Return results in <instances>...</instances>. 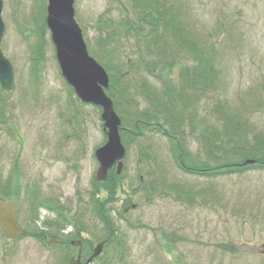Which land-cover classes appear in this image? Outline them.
I'll return each instance as SVG.
<instances>
[{
  "label": "rangeland",
  "instance_id": "obj_1",
  "mask_svg": "<svg viewBox=\"0 0 264 264\" xmlns=\"http://www.w3.org/2000/svg\"><path fill=\"white\" fill-rule=\"evenodd\" d=\"M158 1L174 12L175 30L161 26L153 38L147 26L137 37L126 34L122 21L134 18L129 0H74L89 55L124 72L123 115L113 102L123 169L100 185L94 152L107 141L101 108L80 102L62 77L46 0H2L0 50L14 85L0 86V198L17 203L25 231L10 243L0 232V264H59L41 237L55 234L62 217L69 258L77 254L71 241L86 239L82 261L106 243L91 264H264V0ZM160 60L175 65L157 73ZM203 66L214 67L215 89L197 99L177 91L185 105L173 108L191 120L180 128L185 163L209 169L194 174L179 168L160 133L136 136L132 119L148 107L142 98L180 88L186 68ZM235 123L245 129L229 135ZM247 161L253 165L239 167ZM43 200L62 214L38 206Z\"/></svg>",
  "mask_w": 264,
  "mask_h": 264
},
{
  "label": "water",
  "instance_id": "obj_2",
  "mask_svg": "<svg viewBox=\"0 0 264 264\" xmlns=\"http://www.w3.org/2000/svg\"><path fill=\"white\" fill-rule=\"evenodd\" d=\"M74 0H47L46 26L50 32L52 43L56 51V59L67 84L85 104H93L102 109L101 119L103 131L107 136L106 143L95 150L94 156L99 166L96 171V181L104 182L109 171L115 167L116 174L120 175L123 169L125 149L119 136L121 121L116 115L113 103L104 92L108 88L109 79L105 70L90 58L82 33L74 20ZM2 0H0V42L4 34V24L1 20ZM14 85L13 67L0 51V86L4 91H10ZM252 164L253 161H247ZM16 204L10 200H0V229L6 239H13L21 235L16 224ZM54 240L48 242L53 247ZM80 241L72 242L78 246ZM104 243L95 246L91 256L80 262V256L71 258L68 264H90L98 257Z\"/></svg>",
  "mask_w": 264,
  "mask_h": 264
},
{
  "label": "trees",
  "instance_id": "obj_3",
  "mask_svg": "<svg viewBox=\"0 0 264 264\" xmlns=\"http://www.w3.org/2000/svg\"><path fill=\"white\" fill-rule=\"evenodd\" d=\"M129 1H130V5L131 4L133 5L132 11L134 18H132L133 20L123 19L122 21V23L125 22L124 25L127 28L126 30L127 35H132L134 37H137L142 32V28H144L145 26L148 27L150 36L156 34L155 36H153V38L157 37L158 30L161 26L163 27L164 32H167L169 34H171L173 30H175L172 27L173 24L172 16L174 12L168 10L166 7L164 8V10L161 9L159 6H157V4L159 3L158 0H129ZM105 16H107L106 13ZM43 18H44V14H43ZM101 19L102 16L99 17V20ZM100 24L101 21L96 25V27H98ZM103 25H105L106 27H110L111 22L105 21ZM105 41L106 40H102L103 43H105ZM100 46L101 48L105 47V45L103 44ZM107 53L109 55L108 51ZM149 53L150 50L146 48L145 54H149ZM201 53H205V51H202ZM112 56H116L114 49L112 50ZM93 57L98 59L94 55ZM102 57L104 58V56ZM108 58H110V55ZM158 62H163V65L157 68V73L163 72L167 70L168 67L175 65L174 62L167 63L164 60H160ZM105 63L101 62L104 69L109 74V78H110L107 94L111 97V100H113L115 109L118 111V114L123 115V111L120 112L119 110V103L120 101H123L124 103L126 101H124V88H122L119 84V77H122L124 72L119 71L118 65H114L110 63L105 64ZM212 67L203 66L201 69H193V70H191L190 68H186L185 71L180 76V80L182 81L180 84V88H175L173 86L165 88L164 86L159 96L151 97V98L145 96L144 98H142L148 104V107L144 111H138L139 114L137 115H135V113L129 114L128 112L130 117L135 115L133 119L130 118L129 116L128 117L133 121L132 122V124L134 125L133 133H135L136 136L145 134L146 131L149 132L150 130L160 133L162 136L166 137L171 142V144H173L172 149L178 155L175 156V161L179 166V168L186 171L187 170L195 171L194 174H200L198 172H202V174H208L207 171H205V169L208 168L206 166H203L201 168L200 166L197 165H193V164L188 165L185 163L183 159L184 152L182 151L183 143L181 140L182 134L180 128L184 126L183 124H185L186 121L191 122V120L189 116L184 118L185 113L173 111V108L175 107L174 102L176 103V107H181L185 105V103L182 104L177 102V99L175 100L177 91H182V92L185 91L188 95L189 94L191 95L192 99H197V97L205 96L210 90H214L215 89L214 80H210L209 78L211 71H213L214 69V67L213 69ZM119 96H122V98L116 100L115 97L118 98ZM243 129L245 128H242V126L237 123L227 127L229 135H233V136L238 135ZM127 131L130 132V128H128ZM206 142L209 146V149L216 150V147H213L214 145H212L211 147L210 141L208 139H206ZM261 157L259 158L260 159L259 163L264 165V155H262ZM246 165L247 164L243 162L242 164H240L239 167L243 168ZM113 172L109 175L108 180L104 182L105 184L110 182L111 178L113 177L118 178L115 172L114 173ZM104 183H101L100 185ZM43 205L47 206V204H43ZM48 208L52 210H56L52 207H48Z\"/></svg>",
  "mask_w": 264,
  "mask_h": 264
},
{
  "label": "flooded vegetation",
  "instance_id": "obj_4",
  "mask_svg": "<svg viewBox=\"0 0 264 264\" xmlns=\"http://www.w3.org/2000/svg\"><path fill=\"white\" fill-rule=\"evenodd\" d=\"M16 218H17V216H16ZM62 223H63V220H61V222H60L61 226H58L57 231L55 232V234H51L50 233L48 235H44L43 236V239L44 238L46 239V241L43 242V243H46L47 240L51 239L52 237H55L56 240H57V245H56L55 248H53L51 250H53L55 252V257L59 258V264H67V260H68V255L67 254L68 253H67V246H66V240H67L66 235H68V232H67V227L64 226ZM18 226L20 227V229L22 231V235H23V233L25 231L24 228H21V226L19 224H18ZM16 240H18V239L11 240V241L4 239V242L10 243V242H15ZM81 247H82V240H81L80 249H81Z\"/></svg>",
  "mask_w": 264,
  "mask_h": 264
}]
</instances>
